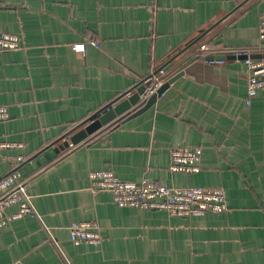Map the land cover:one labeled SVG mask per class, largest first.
Segmentation results:
<instances>
[{
  "label": "crops",
  "instance_id": "1",
  "mask_svg": "<svg viewBox=\"0 0 264 264\" xmlns=\"http://www.w3.org/2000/svg\"><path fill=\"white\" fill-rule=\"evenodd\" d=\"M263 13L264 0H0V30L22 42L0 51V142L14 145L0 149V178L19 157L23 170L40 162L26 176L35 216L0 229V264H264V88L247 104L244 59H206L256 48ZM170 61L182 75L150 108L55 153ZM173 147L201 148L200 171L171 173ZM102 169L220 187L227 210L119 207L88 189ZM86 221L99 226L98 247L69 239Z\"/></svg>",
  "mask_w": 264,
  "mask_h": 264
},
{
  "label": "built area",
  "instance_id": "2",
  "mask_svg": "<svg viewBox=\"0 0 264 264\" xmlns=\"http://www.w3.org/2000/svg\"><path fill=\"white\" fill-rule=\"evenodd\" d=\"M258 38L259 44L254 49H229L221 53L225 56H245L247 104H250L257 93L264 88V13L258 25ZM21 48L22 42L18 35L0 30V51ZM169 72L163 66L152 73L147 80L150 81V85L141 95L140 101L145 100L175 74ZM7 117L6 109L0 106V121ZM9 146L14 145L0 142V149ZM169 155L168 169L171 173L190 175L200 171L201 148L173 147ZM9 160L12 162L15 158ZM22 160L21 157L17 158L16 166L0 178V229L25 216H35L27 191V178L19 166ZM88 181V189L91 193L109 192L119 207L164 211L183 218L219 214L227 210L225 192L220 187L165 186L146 179L140 182L122 181L112 171L105 169L91 171ZM12 207H16V210L8 213V209ZM68 235L74 245L88 244L98 247L101 243L99 226L94 221L71 223L68 227Z\"/></svg>",
  "mask_w": 264,
  "mask_h": 264
},
{
  "label": "water",
  "instance_id": "3",
  "mask_svg": "<svg viewBox=\"0 0 264 264\" xmlns=\"http://www.w3.org/2000/svg\"><path fill=\"white\" fill-rule=\"evenodd\" d=\"M257 58V57H252ZM208 61H225V60H234V59H245V56L235 57L233 55H216V56H208L206 58ZM172 65V61L166 63L165 69L168 70ZM182 75V71L176 73L175 75L171 76L166 83L162 84L158 89L155 90L152 94H150L145 100L140 101L141 95L146 91L147 87L150 85V81H147L148 78L144 81H142L138 87H136L135 92L132 95H129L127 98H123L122 101L118 102L114 106H110L105 108L104 110L100 111L96 115V119L93 121H89V123L84 124V128L76 132L74 135H72L69 138V141H65L61 145H59L55 149V153L59 154L61 151H64L67 149L70 144H78L80 142H83L87 139L89 135H93L95 132L105 128L112 122L113 120H119L120 115H122L125 112H130L133 110L131 107L138 106L136 110L131 111L125 119L126 120L132 117H135L148 108H150L157 98L161 96L168 87L173 84L180 76ZM134 107V108H135ZM120 120V121H122ZM50 158L47 156V159ZM37 166H40V162L36 161L33 165H31L29 168H26L25 170H22V173L24 176H27L28 172H31L33 169H35Z\"/></svg>",
  "mask_w": 264,
  "mask_h": 264
},
{
  "label": "rangeland",
  "instance_id": "4",
  "mask_svg": "<svg viewBox=\"0 0 264 264\" xmlns=\"http://www.w3.org/2000/svg\"><path fill=\"white\" fill-rule=\"evenodd\" d=\"M170 69H171V68H170ZM180 69L182 70V69H183V67H182V68H180ZM181 70H179V69H177V68H176L175 72H171V73H175V74H176V73L180 72ZM175 74H174V75H175Z\"/></svg>",
  "mask_w": 264,
  "mask_h": 264
},
{
  "label": "trees",
  "instance_id": "5",
  "mask_svg": "<svg viewBox=\"0 0 264 264\" xmlns=\"http://www.w3.org/2000/svg\"><path fill=\"white\" fill-rule=\"evenodd\" d=\"M114 125H112L111 127H113ZM111 127H108V128H111Z\"/></svg>",
  "mask_w": 264,
  "mask_h": 264
}]
</instances>
